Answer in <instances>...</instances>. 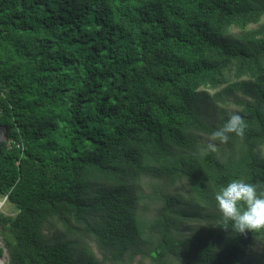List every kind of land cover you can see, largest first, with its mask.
Here are the masks:
<instances>
[{"label": "trees", "instance_id": "trees-1", "mask_svg": "<svg viewBox=\"0 0 264 264\" xmlns=\"http://www.w3.org/2000/svg\"><path fill=\"white\" fill-rule=\"evenodd\" d=\"M0 124L9 264H264L215 201L264 190V0H0Z\"/></svg>", "mask_w": 264, "mask_h": 264}, {"label": "clouds", "instance_id": "clouds-1", "mask_svg": "<svg viewBox=\"0 0 264 264\" xmlns=\"http://www.w3.org/2000/svg\"><path fill=\"white\" fill-rule=\"evenodd\" d=\"M247 124L238 113H231L226 123L214 130L209 136V142L197 149L203 156L207 152L217 151L213 141L225 143L230 134L243 136ZM215 201L221 213V224L238 234L264 230V190L257 184L246 182L243 179L230 181L215 193Z\"/></svg>", "mask_w": 264, "mask_h": 264}, {"label": "rangeland", "instance_id": "rangeland-1", "mask_svg": "<svg viewBox=\"0 0 264 264\" xmlns=\"http://www.w3.org/2000/svg\"><path fill=\"white\" fill-rule=\"evenodd\" d=\"M0 212H3L4 214H7V215H15L16 214V210H15L14 206L7 201V198L1 197V196H0ZM90 242H91V245L95 251V255H96L97 259H99V261L102 262L101 264H113L110 261H103V256H102L101 252L98 250V248L95 244V241L90 240ZM3 246H4V243L2 241V238L0 237V247H3ZM4 258H7V264H9V255H8L7 251L4 254ZM133 264H140V261L138 260V258L136 259V261Z\"/></svg>", "mask_w": 264, "mask_h": 264}, {"label": "water", "instance_id": "water-1", "mask_svg": "<svg viewBox=\"0 0 264 264\" xmlns=\"http://www.w3.org/2000/svg\"><path fill=\"white\" fill-rule=\"evenodd\" d=\"M7 128L0 124V144L3 142H8V136H7ZM4 258V257H3ZM1 257H0V264H1Z\"/></svg>", "mask_w": 264, "mask_h": 264}, {"label": "bare ground", "instance_id": "bare-ground-1", "mask_svg": "<svg viewBox=\"0 0 264 264\" xmlns=\"http://www.w3.org/2000/svg\"><path fill=\"white\" fill-rule=\"evenodd\" d=\"M1 264H7V258H2L1 259Z\"/></svg>", "mask_w": 264, "mask_h": 264}]
</instances>
